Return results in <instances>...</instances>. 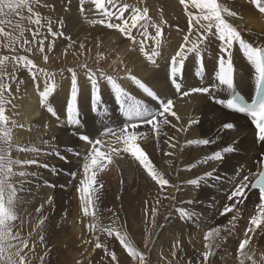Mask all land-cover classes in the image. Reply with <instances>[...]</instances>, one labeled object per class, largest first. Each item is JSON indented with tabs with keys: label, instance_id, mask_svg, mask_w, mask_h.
<instances>
[{
	"label": "snow or ice",
	"instance_id": "snow-or-ice-1",
	"mask_svg": "<svg viewBox=\"0 0 264 264\" xmlns=\"http://www.w3.org/2000/svg\"><path fill=\"white\" fill-rule=\"evenodd\" d=\"M38 4L39 0H35ZM250 5H253L259 13L264 14V0H248ZM71 3V0H68ZM95 8L100 13L99 20H93L92 23H99L105 25L108 29H114L123 37L135 42L133 29H142L140 33L146 39H151L155 47L151 52L145 51V39L139 41V51L144 54L147 60L153 65L154 69L163 72L162 79L165 84L170 82L175 93L188 97L193 93L207 94L211 96L216 103L225 106L229 110L245 114L247 118L254 125V134L256 139L264 143V45L254 46L253 43L245 40L241 32L237 30V26L230 23L224 16L227 13L229 17H237V12L230 11L223 4L218 3V0H177V6H182V11L187 16L188 33L183 35L182 42L177 43V49L174 55L169 57H161V43L163 37V24L167 21L161 20L160 24L155 23L149 16L148 6L137 7L136 5L124 2V0H90ZM48 6V5H46ZM80 10L83 12L85 7V0H79ZM28 15H23L24 11ZM127 14V15H126ZM27 20L29 23L36 26V30L32 32L33 40L39 35L40 28L45 25L41 23V16L38 12L33 11L32 0H0V37L6 43H0V47L7 48L13 55H0V264H27L25 249L29 248L28 239L23 238L19 231L22 228L24 220L19 213V205L22 202V193L25 188V180L29 175H36V173H28L27 166L36 165V159H20L14 158V153L19 152H36L39 153L38 148H31L29 145H21L13 138V127H16V121L10 120L6 115L9 106L15 110L16 104L13 103L15 96L10 80H15L16 65H20L27 69L34 80L38 79L37 73L43 77V90L39 91L40 84H36L37 91H39L40 103L46 107L48 113L53 117L57 116V111L49 103V97L56 91L58 85L55 81L53 73L44 68H38L37 65L26 55H19L18 49H25L31 52L32 43L24 35L25 29L22 21ZM62 23V22H61ZM47 31L51 33L52 37L63 35L62 32L52 31L51 21H46ZM155 28V35H150L149 27ZM6 28L12 30H6ZM195 33V38L190 39ZM211 37H218L221 42L219 45V58L215 61L214 73L216 83L211 87L200 86L192 87L185 84L181 79L184 75L186 61L190 54H194V59L198 62L195 75L201 80L204 79V57L203 47L205 42L212 43ZM22 42V43H21ZM238 45L243 55L254 67L255 71V98L250 102L241 97L235 91L234 83V65L233 54L231 49ZM52 45H49L51 48ZM71 47V45H69ZM80 49H84V44H80ZM38 51L43 54L45 52L44 40L38 41ZM157 57L164 60L163 68L157 62ZM103 57H101L102 59ZM44 61L49 57L43 55ZM215 60V58H213ZM11 63L13 71H8V64ZM79 69H85L91 84V110L99 115L108 112L107 107L102 105V96L100 91L99 79H104L111 86L110 92L114 95L115 102L120 106V110L125 121L118 129H114L108 125H104L101 121L102 131L100 137H111L113 141L105 144L102 138H92L90 135L81 134L79 139L85 142V148L90 149L87 152V158L83 163L84 178L80 181V201L83 205V214L93 217V223L89 225L90 231H95L98 227L99 218L96 215L95 209L92 207L96 201L99 200L98 195L103 189V184L97 180L99 173L103 172L109 165L115 164V158L123 159L125 156L130 157L135 161L147 175L159 185L161 195L155 199L151 208L150 216L148 210L145 208V214L150 220L151 226H156V216L159 212L161 199L175 200L176 196L173 193H164L167 191L166 186L175 188L179 191L176 184H171L169 179L165 178V174L159 171L148 153L141 147V143L147 144L149 141V133L154 134L156 139H159L163 126L170 124L169 117H175L180 120L177 112L174 111V101L171 98H165V94L161 92L158 94L157 90L150 87L149 84L139 79L136 75H132L131 71L127 72L126 78L134 83L147 97L157 102L156 110H151L149 104L145 103L143 99H138L132 95L125 88L117 82L119 77L108 75L103 71L94 70L89 67L87 63L78 65ZM71 72V92L70 99L66 102L67 122L73 125H79L80 107L78 104V97L81 95V89L78 85L77 68L68 69ZM99 78V79H98ZM22 83V81L20 82ZM182 88L187 90L181 91ZM16 91H19L17 86ZM226 93L229 98L216 99L214 93ZM195 123V121L193 122ZM23 127V125H20ZM141 127H147L148 132L140 131ZM175 127V125H172ZM237 126L232 122H225L222 124V129L225 131L234 130ZM180 131H186L181 128ZM167 136V133H164ZM171 139V138H169ZM211 141L209 139L191 140L189 144L208 145ZM42 144H48L47 140H42ZM113 144L115 146H113ZM171 148H175L174 143H170ZM238 147V142L228 144L220 150L212 152L209 156L201 161H197L189 165V168L197 167L198 163H208L209 161H216L219 163L225 162V156L228 153L235 152ZM103 149V150H102ZM54 154L59 155L55 148H52ZM167 155H172L168 153ZM172 163L171 160L168 161ZM44 167H48L44 164ZM255 171L249 170L248 175H243L233 186L227 200L231 204H225L221 215L232 212L235 214L229 221V225L234 227V222L240 215L239 205H243L248 196L247 189L256 188L260 193V203L256 208V214L250 216L247 230L244 232V238L238 242V254L241 257L239 264H264V253L259 255L249 247L252 241V235L264 224V152L260 154L253 165ZM215 169L205 172L201 177L188 181L191 185H197L202 181L214 178ZM51 203V200L48 201ZM191 203V201H189ZM44 205L37 208V212L43 209ZM184 216L187 213L181 210ZM19 221V223H17ZM45 222V219H40L36 224L40 228ZM115 220L113 225H115ZM100 231L106 233L107 236H115L119 239L120 244L130 254L133 260L138 261V264H145L146 256L141 252L128 238L127 233H121L120 230L112 226L101 228ZM264 231V228L261 229ZM148 237L145 239V247L148 246L151 237V228H148ZM31 235V233H29ZM223 239L221 237V228H210L205 236L204 251L201 253L202 264H212L210 257L214 255L218 241ZM96 247L103 248L107 256L110 257L109 264H119L117 254L108 251L105 245L96 237ZM180 247L179 243L172 245L171 255L176 256V250ZM169 264H178L176 261L169 262Z\"/></svg>",
	"mask_w": 264,
	"mask_h": 264
},
{
	"label": "bare ground",
	"instance_id": "bare-ground-1",
	"mask_svg": "<svg viewBox=\"0 0 264 264\" xmlns=\"http://www.w3.org/2000/svg\"><path fill=\"white\" fill-rule=\"evenodd\" d=\"M124 1L126 3L133 4L136 6H142L139 0ZM41 3H43V8L45 12H49V10L51 9L53 12L55 11L56 13L59 11L62 12V10L60 9L62 3L68 6L69 11L74 8H76V10L80 8L79 0H71L70 4L68 3V0H41ZM145 3L146 2H144L143 4ZM160 3L164 6L152 8L150 10L149 16L158 22H161V20L167 21L168 26H163L165 28V32L163 34L164 38H162L160 52L161 57L170 58L171 55H174V52L177 49V43L182 42L183 35L188 33L187 16L182 11V6H177V0H172L171 4L169 5L165 1H160ZM99 14L100 13L95 8L94 4H91L90 0H85L83 14L80 15L79 13L78 16L74 15V17L84 22L91 23L95 19H100ZM51 15V12L47 13L46 17L49 18ZM226 19L234 25L242 22L241 24L243 27L238 28L237 30L241 32V35L245 40L253 43L254 46L264 45V20L259 21L252 26L246 25V20L241 21L240 19L233 17H229ZM61 25L62 27L69 26L63 23ZM99 30L100 31L95 33L93 37L91 36V33H89L83 38V40H80L79 44H84L85 46L83 49L84 52L75 57L68 67L77 68L78 71V65L91 62L95 57L103 55L104 59H102L98 63L95 70L103 71L108 75H114L119 77L117 82L121 85V87L125 88L132 95H135L138 99H143L145 103L149 104L151 110L155 111L158 105L154 101L149 99V97H147L146 94H144L142 90H140L134 83H132L129 79L126 78L127 72L130 70L132 75H136L139 79L149 84V86L157 90L159 94L163 92L165 94V98L173 99V110L176 111L177 115L180 117V120H176L175 117L170 116V124L163 126V131L161 135L164 139V143L161 146L160 154L152 160L155 166H158L163 171V173H165V168L167 167L168 175L177 181L176 185H178L179 191H177L175 188H173L171 191V193L175 194L176 199L161 200L159 212L156 216L155 227L151 226L150 220H148V218L146 219L143 217L142 222L138 224L143 230H146L147 232L148 228H151V234L153 235H155L157 231L160 230L158 240L156 241L155 238H153L149 242L150 254L155 255L156 250H159L160 247H163L159 244L162 240H165L167 238L165 235H162V233H166V231L173 233V231L180 227L181 232L183 234L187 233V238H185V240H191V233H193V231L195 230H199L196 226L201 227L202 225H208V228H211V225L213 224V218L211 217V214L207 215L209 220L201 219L197 222L190 223L189 229L183 228L182 226H184V224L181 221H174L170 218V216L175 212H179V209L177 208L179 206L185 208H192V203H189V201L194 198L193 196H195V194L198 192L195 190V188H199L200 185L201 190L198 192V199L194 202L195 204L194 208H192L193 210L202 211L204 213V211H206V207L203 202L208 199V195L211 192H216L218 193V195L222 193L226 200L227 196L230 195L234 184L239 179H241L243 175H248L249 170L255 171V168L253 167L252 163L259 159L261 153V142L256 139L255 135H252V133L254 132V127L252 126L249 118L245 116V114L240 115L232 110L227 109L225 106L216 103V100H214L211 96L207 94L194 93L188 97H171L168 94L171 91L170 82L168 84H165L164 80L162 79L163 72L154 69L153 65L147 60L144 54L139 51V41L142 39H145L146 41L145 51H148L150 53L151 49L155 47V44L151 39L141 37L140 33L142 32V29H133V35L136 38L135 42L129 40L126 37H123L114 29H108L106 26L100 27ZM87 31L91 32L90 30ZM172 36L176 38L175 41L172 40ZM194 38L195 33L193 34V36L190 37V39ZM211 40L212 43L209 44L205 42V46L202 49L203 57L206 62V64L204 63V79L201 80L198 77L194 87H211L213 83L217 82L213 69L215 61H217L219 58V45L221 42L219 41L218 37H211ZM231 51L233 54L235 91H240L242 94L248 95L251 98L255 94L256 87L254 67L243 55L238 45L234 44ZM57 53L58 51L55 45L51 47V49L47 48L45 53L43 54L31 55H33L32 59H35V64L38 66V68H44L47 71L56 75L54 70L57 66ZM43 55H47L49 59L47 61H44ZM118 55H121L120 58H118ZM161 57H157L156 59L157 62L160 63L161 67L163 68L164 60H162ZM213 58H215V60ZM197 64L198 62L194 59V54H190L188 60L186 61L184 71L196 68ZM25 72L26 71L15 72V81L17 82L14 84L15 89L16 86L21 85L20 82L23 80L21 79L20 75L25 74ZM41 78V76L38 77V80L41 81ZM87 79L88 78L86 77L82 78V82L78 81V85L81 89V95L80 97H78V104L80 107L79 119H82V121L84 118L83 116H85V118H89L92 113L90 104L91 84L90 81L88 82ZM57 80L58 78L55 79L56 83ZM64 80L65 78H59L60 82L59 84H57L58 87L56 91L50 96L49 103L52 107L56 109V111L61 109L62 113L59 110V112L57 111L58 115L61 114L62 117L67 118L66 102L68 99H70L71 82L68 79L65 81ZM34 81L35 80H33V82ZM23 83L24 82H22V84ZM66 83L68 84L66 85ZM99 84L103 101L101 109H103L104 105H106V107L108 105H112V108L110 109L107 107L108 112L97 117L98 119H107L106 121L104 120L105 122H103V124L117 129L122 125L124 121L114 118L110 112V110L115 111V109L113 108L115 106L114 95L110 92L111 86L104 79H99ZM36 92H31L29 88L28 94L26 93L27 96H25L24 98L22 97L21 100H17L18 98L16 99V108L15 110L10 111V113L14 116V120L16 121L17 125L16 127H13L14 140L21 145L27 144L31 148H38L40 152L36 153L29 151L14 153V158L36 159L38 161L36 165L27 166L29 170L28 173L34 172L37 175H34L36 179H34L33 175L28 176L24 184L25 190L29 189L30 187V184L28 183H33L34 180H37V187H43L45 188L43 189V191H49L52 189L50 187H47V184L49 183L47 180L50 179H48V177H50V171L47 170L46 167H44V164H47L49 167V164L62 165V163H64V160L66 159L75 160V158H73L75 156L72 154V152L77 148H80V150H82L80 152V158L82 156V159L86 160L87 152L90 149H86L84 146L85 142L79 139V136L81 134L79 130H77L78 128L76 129L75 125H73L74 127L68 126V124L64 121L65 119H63L62 117H59L60 119H57L56 117L53 118V116L47 112L46 107L42 106L40 103L39 92ZM19 95L20 94H18V97ZM214 95L216 96V99L229 98L226 93L222 92L214 93ZM117 112H119V109ZM120 113L122 114L121 111ZM98 119H94V121ZM88 121L90 122V120ZM194 121L195 123H193ZM50 122L51 124L48 125V123ZM225 122H232L237 127L234 130L225 131L222 129V124ZM99 124L100 123H95V128H93L90 122V131L95 136L100 135L99 130H103L102 126ZM20 125H23V127H20ZM172 125H175V127H172ZM182 127L185 128L186 131H180ZM142 129L148 130L147 127H141L140 131H142ZM219 132L221 133L220 135ZM164 133H167V136H165ZM168 136L171 139H169ZM205 137H208L211 141L208 145H196L188 143V141L201 140ZM101 138L105 140L106 145L113 141V138L111 137L105 136ZM42 140H47L48 144H42ZM215 141H217L218 143L213 144ZM234 142H238L237 150L235 152L226 154L224 163L209 161L208 163H198L197 167L189 168V165L196 163L197 161L203 160L212 152L220 150L228 144H233ZM170 143H174L176 147L171 148L169 146ZM113 146L115 145L113 144ZM61 147L63 148V150H65L66 153L64 154V151H59V155L54 154L52 148H55L57 150ZM168 153H172V155H167ZM169 160L172 161L171 164L168 163ZM51 169L55 170L54 167H52ZM140 169L142 168L140 167ZM213 169H215L214 178L202 181L197 185H191L188 183V181L199 178L205 172L212 171ZM47 171H49V173ZM103 172L99 174H106L104 182L105 180H108L111 181L110 183L113 185H121L118 179L114 177L115 168L113 165H109V167ZM81 174L82 176H84L83 171H81L80 169V165L75 164L74 175H76V177L78 178L81 176ZM141 174L142 180L140 181L139 185L147 183V186H149L151 193L146 207L148 210V216H150L151 208L155 202V199L158 197L154 190L156 182L153 181L143 169ZM74 175L72 178L73 181H71L70 184H75L73 183L76 180ZM98 179L102 178L98 177ZM44 180H46V182L43 183ZM246 191L248 192V196L245 199L244 204L239 205L238 207L246 208V212H249L248 216L255 215L256 208L260 203L261 198L255 196L254 190L251 187ZM60 192L62 194V190H60ZM231 203V201H228L227 204ZM235 211L236 210L234 209L233 212ZM73 214L74 217L69 226L71 233L80 235V239L82 241L81 245L84 246L86 237L85 239H83V237L85 234H82L83 232L80 231L78 232V229L75 226V224H77V220L75 218L76 214ZM191 220L193 221L194 219L191 218ZM133 226H135L134 223ZM261 226H264V224H262ZM97 229L100 228L97 227ZM97 229L94 231V233L100 231ZM206 232L207 231L205 230L202 232L201 235L197 236L200 239L199 242L195 241L192 244L196 243V246H204V244L206 243V241L204 240ZM167 249L165 247L163 248V253L166 255L168 254ZM252 249H254V247ZM202 252L203 251H198V255H201ZM78 255L80 263H84L86 262V258L91 255V251H88L85 254H76L73 257L72 261H75ZM240 259L241 257L219 258L215 255L210 257V260L214 261L212 262V264H239ZM217 260L219 261L216 262ZM169 261L172 262L176 260L172 259ZM176 262L187 264L183 263V261L181 260ZM156 263L167 264L168 262L156 259ZM200 263L202 264V260L200 261Z\"/></svg>",
	"mask_w": 264,
	"mask_h": 264
},
{
	"label": "rangeland",
	"instance_id": "rangeland-1",
	"mask_svg": "<svg viewBox=\"0 0 264 264\" xmlns=\"http://www.w3.org/2000/svg\"><path fill=\"white\" fill-rule=\"evenodd\" d=\"M139 1L142 4V6H148L149 13L152 8L164 6L160 3V1H165L168 5L171 4L172 2V0H139ZM32 2H33V11L38 12L40 14L41 23L44 24L45 26L40 28L39 35L35 38V40H33L32 32L36 30V26L34 24L29 23L27 20L21 22L25 29L24 32L25 37L30 41H33L32 43L33 50L31 52H27L25 49L21 48L18 49V54L28 56V58L35 63L36 61L35 59H32L33 55L31 54H41L38 51L39 40L41 39L44 40L45 51L47 48H49L50 44L52 45V47L56 45L58 53H57V66L55 67L54 70L56 75L54 76L55 79L58 78L57 84H59L60 82L59 81L60 77L65 78V80L68 79L71 82V72L68 71V69H70L68 66L71 64V61L75 57H77L78 55L84 52V50L80 49L79 47L80 40H83V38L89 33H91V36L93 37L95 33L100 31L99 30L100 27H105V26H101L99 23L94 24L91 22L92 23L91 24L88 22H84L78 18H75L74 15L78 16L79 13L80 15L83 14L80 8L77 10L76 8H74L69 11L68 6L62 3V6L60 8L62 12L59 11L56 13L55 11L53 12L52 9L49 10V12H45L41 0H39L38 4L35 2V0H32ZM144 2L146 3L143 4ZM218 3L223 4L230 11L237 12V17L235 18H238L241 21L246 20L247 23L246 25L253 26L255 23L264 20V14L259 13L258 10L255 9L253 5L249 4L248 0H218ZM142 6H137V7H142ZM50 12L52 13V15L49 18H47L46 15L47 13ZM23 15L25 16L28 15L26 10L24 11ZM224 16L225 18H229L227 13H224ZM48 20L51 21L52 31L62 32L63 35L57 36L55 38L52 37L51 33L47 31L46 21ZM152 20L157 24L161 23L155 21L154 19ZM61 22L69 26L62 27ZM241 23L235 25L237 26V29L243 27ZM163 26L167 27L168 24L167 23L163 24L162 27ZM164 27H163V34L165 32ZM6 30H12V29L6 28ZM87 30H90L91 32H88ZM148 32L150 35H155V28L150 26L148 28ZM141 37L145 38L142 35ZM172 37H173L172 40L175 41L176 38L174 36ZM0 43H6V41H4L2 37H0ZM69 45H71V47H69ZM0 55H13V53L10 52L7 48L0 47ZM120 56L121 55H118V58H120ZM101 57H103V55L95 57L91 62L87 63L88 66L95 70L98 63L102 59H104V57L102 59ZM204 63L206 64L205 60ZM196 68L184 71V75L181 79L185 82L186 85L194 87L198 79V77L195 75ZM8 71L9 72L13 71V67L11 63L8 64ZM16 71L18 72L26 71L25 72L26 75L23 74L24 76L20 75V77L23 80L22 82H24L27 85H25L24 83H23L24 85L22 83L21 85H18L19 91L17 92L16 89L14 88V84L17 82L15 80L9 81L13 90V94L15 96L13 103H16L17 98H18L17 100H21L22 97L24 98L25 96H27L26 93L28 94L29 88L31 92L32 91L36 92L37 83L40 84L39 91L43 89V77L40 74L38 75L37 73L38 77L40 76L42 77L41 81L36 79L33 82L34 79L32 78V74H30V72H28L27 69L23 68L20 65H16L15 72ZM86 77L88 78L87 71L85 69L82 70L79 69L77 71V79H79L78 81L82 82V78H86ZM87 80L89 82V79ZM67 84L68 83H66V85ZM170 87H171V91L168 94L171 97H175V96L179 98L182 97L181 94L175 93V90L174 88H172L171 85ZM184 90L187 89L182 88L181 91ZM39 91H37L36 93H38ZM18 94H20L19 97ZM149 99L151 98L149 97ZM154 102L157 104L156 101ZM116 105L117 103L115 102V106L113 107L115 111L110 110L112 116L116 119L125 121L126 118L123 117V115L120 113L121 111L120 106L118 108V105L117 107ZM104 107H106V105H104ZM107 107L111 109L112 105H108ZM118 109L119 112H117ZM59 110L61 111V109ZM59 110L57 111L59 112ZM10 111L13 110L9 107L8 110L6 111V115L9 116L10 120H14V116L10 113ZM95 113L96 112L92 111L89 118L87 117L85 118V116H83L84 117L83 121L82 119H80L82 124L80 123V125H75L76 129L78 128L77 130H79L80 134H86V135L89 134L90 136H92V138H101L100 135L98 136L93 135V133L90 131L91 125L93 126V128H95V123H100L99 125H101V121L105 122L107 119H102V118L98 119L97 117L98 114ZM57 116L60 118L62 117L61 114L60 115L57 114ZM62 118L65 119L64 121L68 124V126H73V124L67 122L66 117H62ZM94 119H98V120L94 121ZM88 120H90L91 125ZM49 124H51V122L48 123V125ZM142 131L148 132L147 129H142ZM220 134L221 133L219 132V135ZM149 137L150 139L147 142V144L142 142L141 147L144 148V150L148 153L149 157L153 160L160 154L161 146L164 143V139L162 135H160L159 139H156L154 134L152 133H149ZM76 150L72 152V154L75 156L73 157L75 158V160L66 159L64 160V163H62V165L49 164V167H46V169L50 171V173L49 171H47L50 176L48 177V179L49 178L50 179L47 180L49 182L47 184V187L52 188L51 190L43 191V189L45 188L37 187L38 186L37 180L36 181L34 180L33 183H28L30 184L29 189H26L24 190L25 192L23 191L22 193H20V195L22 196V202L19 205L18 214L23 217L24 223L22 228L19 229V231L21 233V236L23 238L28 239L29 242V248L24 250V252L26 253L27 264H71V263L76 264V263H80L78 259L79 255L76 257L75 261H72L73 257L76 254H80V253L85 254L88 251H91V255L88 258H86V262L80 264H109L110 257L107 256L104 249L96 247V242H97L96 237H99L100 243L102 245H105L108 251L115 252L117 254L119 264H138V261L133 260L130 254L127 252V250L123 248V246L120 244L119 239L115 236V234L109 237L106 235V233L102 231H98L97 233H94V231L89 230V225L93 223V217L86 216L83 214V205L79 199L80 181L84 178V176H82L81 174V176L77 178L76 175H74L75 164L80 165V169L81 171H83V162L85 160L82 159V156L80 158V152L82 150H80V148H77ZM56 151L58 153L59 151L61 152L64 151V154L66 153L62 147L58 148ZM113 166L115 168L114 177L118 179L119 183H121L120 186L113 185L110 183L111 181L108 180H105L104 182L106 174L104 175L98 174L97 176V180L100 183H102L104 186L103 189H101L100 193L98 194L100 196L99 200L96 201L92 206L95 209L96 215L99 218L98 227L101 229L112 226L115 229L120 230L122 234L127 233L129 240L141 252L145 254L146 256L145 264H157L156 259L160 261H167L168 262L167 264H169V262H171L169 260L172 259L176 261L181 260L183 261V263H187V264L200 263L202 257L201 255H198V251H204L205 250L204 246H196L195 245L196 243L195 244L192 243L195 241L199 242L200 239L197 236L201 235L202 232L205 230L208 231L210 229L208 228L209 226L208 225L201 226L200 224L199 225L201 227L196 226L199 230L198 231L195 230L193 231V233H191L192 235L191 238L193 239V241L192 239L185 240V238H187L186 235L187 233L183 234L181 232L180 227H178L175 231H173V233L169 231H166V233L161 232L162 235H165L167 238L165 240H162L161 243L159 244L163 247H160L159 250H156L155 255H151L149 250V243L148 246L145 247V239L146 237H148V232L146 230H143L141 226L138 225L142 222L143 220L142 217L147 219L144 210L147 207V202L149 200V196L151 195L147 183L139 185L140 181L142 180V174H141L142 169H140V166L128 156H125L123 159H121L120 157L115 158V164H113ZM52 167H54L55 170H52L51 169ZM156 168L159 171L163 172L158 166ZM24 170L29 172L28 167ZM167 172L168 171L166 167L164 173L165 178L169 179L171 184H176L177 181L173 179L171 176H169ZM73 175L76 179L75 182H73L75 184H70L71 181H73L72 180ZM98 177H101L102 179H98ZM34 179H36V177H34ZM44 182H46V180H44L43 183ZM166 189L167 191L164 193V195H167V193H171L173 188L166 186ZM60 190H62V194ZM154 190L157 196L161 195V191L158 184H155ZM195 190L199 192L201 190V185L199 188L197 189L195 188ZM198 192L195 194V196H193L194 198L191 199L192 208H194L195 200L198 199ZM49 200H51V203L48 202ZM161 200H168V199L162 198ZM227 203L228 200L227 199L225 200V197L222 193L218 195V193L216 192L215 193L211 192L208 195V199L203 202V204H205L206 207V211H204V213L202 211L193 210L190 207L185 208L179 206L177 207L179 209V212L173 213L170 216V218L173 219L174 221L175 220H178L179 222L181 221L184 224V226L182 227L189 229L190 223L197 222L201 219L209 220L207 215L211 214V217L213 218V224L211 225V228L220 227L221 237H223V239H220L218 241V244L214 249V255L219 258L240 257L238 254V247H237L238 242L242 241L244 238L243 234L247 230L251 215L248 216L249 212H246L247 211L246 208H239L240 215L237 217L236 221L234 222V227L230 226L229 221L231 220L235 212L232 211L225 215L220 214L224 205ZM40 205H44V207L43 209H41L40 212H37L36 210L37 208L40 207ZM182 209L183 212L187 213V216H184L181 213ZM73 213L76 214L75 218L77 220L76 221L77 224H75V226L77 227L78 232L80 231L83 232L82 234H85L83 237V239H85L86 237L84 246L81 245L82 243L80 239L81 236L75 233H71L69 226L74 217ZM191 218L194 220L192 221ZM40 219H45V222L40 228H37L36 224L39 223ZM114 220L116 222L115 225H113ZM17 223H19V221H17ZM133 223L135 224V226H133ZM262 228H264V226L257 228L254 234H250L252 235V241L249 247L251 248L254 247L253 250L258 255L260 253H264V231H261ZM159 232L160 230H158L155 235L151 234L150 241L153 238H155V240L157 241ZM29 233H31V235H29ZM177 242L179 243L180 247L176 250L177 252L176 256L173 257L171 255L172 245ZM164 247L166 249L168 248L167 255L163 253ZM218 261L219 260H217L216 262ZM113 264H115V262H113ZM178 264H182V263L178 262Z\"/></svg>",
	"mask_w": 264,
	"mask_h": 264
}]
</instances>
